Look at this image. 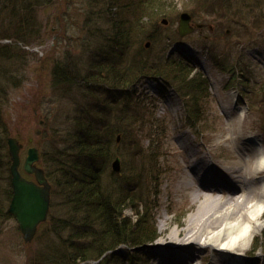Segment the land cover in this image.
Segmentation results:
<instances>
[{"label": "rangeland", "instance_id": "obj_1", "mask_svg": "<svg viewBox=\"0 0 264 264\" xmlns=\"http://www.w3.org/2000/svg\"><path fill=\"white\" fill-rule=\"evenodd\" d=\"M161 1L162 7L150 14L145 29L135 34L132 52L152 59L167 49L201 69L211 86L201 104V119L195 120L188 115L187 99L159 77L145 75L134 85L145 106L141 111L145 121L139 123L141 128L137 125L146 152L143 160H151L143 178L145 195L160 234L154 243L142 247L146 257L138 264H172L169 248L160 243L174 228L181 231L192 216L200 214L201 202L194 198L198 182L187 185L193 162L201 161L199 168L217 175L216 183L236 190L233 187L240 184L232 178V167L248 157L253 161L258 148L264 149V102L260 100L251 108L243 82L249 80V88L262 95L264 17L260 14L264 0ZM85 4V0H0V42L12 46V54L0 61V70L5 71L0 76V125L8 130V136L18 137L24 144L23 157L29 147H38V164L45 169L53 188L52 151L64 144L65 133L87 99L72 89L56 93L52 89V68L68 62L83 73L101 53L85 40L89 35L83 23ZM185 11L192 15L195 29L181 36L178 24ZM102 88L107 89L103 97L117 100L115 89ZM100 102L102 99L93 104ZM120 159L121 171L113 170V160L109 171L121 184H134ZM151 164H156L155 170L160 172L158 182L150 179ZM107 173V180H111ZM253 175L256 189L264 171ZM0 181L1 186L7 183L5 179ZM55 202L61 204L62 199ZM62 209L61 205L56 207L54 214L61 215ZM126 213L133 215L134 210L128 208ZM48 220L39 226L34 240L26 242L16 219L11 214L4 217L0 222V264H31L39 248L58 244ZM200 255L198 264H223L211 246ZM244 255L249 264H264V227Z\"/></svg>", "mask_w": 264, "mask_h": 264}, {"label": "trees", "instance_id": "obj_2", "mask_svg": "<svg viewBox=\"0 0 264 264\" xmlns=\"http://www.w3.org/2000/svg\"><path fill=\"white\" fill-rule=\"evenodd\" d=\"M85 1L83 23L89 33L85 40L101 53L83 73L68 62L52 68L56 93L77 90L87 101L78 108L64 144L52 151L55 187L48 221L58 244L39 248L31 264H138L145 258L140 247L154 243L160 234L145 195L143 178L151 160H143L146 152L137 125L145 121L141 114L145 106L134 85L145 75L159 77L187 99L188 115L195 120L201 119L202 101L210 94L209 77L185 57L174 56L167 49L152 59L132 52L135 34H140L150 14L162 7L161 0ZM261 15L264 17V8ZM11 48L10 43L0 42V61L12 54ZM3 74L2 69L0 76ZM243 82L251 108L260 100L264 102V88L259 96L249 88V80ZM104 86L116 90L117 100L103 97ZM100 99V104H93ZM7 137L8 130L0 125V180L7 181L0 185V222L10 214L13 194ZM117 156L123 158L124 172L134 184H121L113 178L109 167ZM155 168L156 164H151L148 172L150 179L158 182L160 172ZM107 172L111 180H107ZM59 198L61 204L55 202ZM59 204L63 212L57 216L54 211ZM128 208L134 210L133 215L126 213Z\"/></svg>", "mask_w": 264, "mask_h": 264}, {"label": "bare ground", "instance_id": "obj_3", "mask_svg": "<svg viewBox=\"0 0 264 264\" xmlns=\"http://www.w3.org/2000/svg\"><path fill=\"white\" fill-rule=\"evenodd\" d=\"M254 154L253 161L247 155L246 160L232 167V178L240 184L233 187L236 190L216 183L217 175L199 168L201 161L191 164L187 185L198 182L194 198L201 202L202 209L181 230L183 238L174 228L160 243L169 248L172 264H198L201 251L210 246L218 251L223 264H249L244 254L264 227V177L258 178L256 189L253 186V174L264 171V149L258 148Z\"/></svg>", "mask_w": 264, "mask_h": 264}, {"label": "water", "instance_id": "obj_4", "mask_svg": "<svg viewBox=\"0 0 264 264\" xmlns=\"http://www.w3.org/2000/svg\"><path fill=\"white\" fill-rule=\"evenodd\" d=\"M191 20L192 15L189 12L185 11L180 14L178 30L181 36L195 29L191 25ZM164 21L166 22V20ZM200 26L198 25V27ZM7 143L11 160L10 173L13 189L8 211L18 222L24 240L31 242L34 240L39 226L48 218L52 199V183L46 175L45 169L38 164L40 159L38 147H29L23 161L21 152L24 144L19 138L9 136ZM112 167L115 172L121 171L119 156L113 160ZM25 173L33 175V178H28Z\"/></svg>", "mask_w": 264, "mask_h": 264}, {"label": "flooded vegetation", "instance_id": "obj_5", "mask_svg": "<svg viewBox=\"0 0 264 264\" xmlns=\"http://www.w3.org/2000/svg\"><path fill=\"white\" fill-rule=\"evenodd\" d=\"M29 176H31V175H29Z\"/></svg>", "mask_w": 264, "mask_h": 264}]
</instances>
